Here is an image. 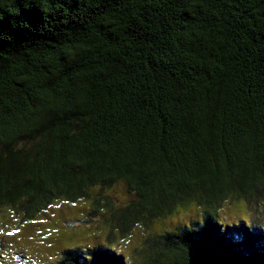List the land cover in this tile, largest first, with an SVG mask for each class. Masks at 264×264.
Wrapping results in <instances>:
<instances>
[{
	"label": "trees",
	"instance_id": "16d2710c",
	"mask_svg": "<svg viewBox=\"0 0 264 264\" xmlns=\"http://www.w3.org/2000/svg\"><path fill=\"white\" fill-rule=\"evenodd\" d=\"M117 184L126 207L91 197ZM90 198L106 242L43 264H129L115 233L192 200L145 264H264V0H0V219Z\"/></svg>",
	"mask_w": 264,
	"mask_h": 264
},
{
	"label": "rangeland",
	"instance_id": "374dc122",
	"mask_svg": "<svg viewBox=\"0 0 264 264\" xmlns=\"http://www.w3.org/2000/svg\"><path fill=\"white\" fill-rule=\"evenodd\" d=\"M90 194L91 197H101L102 202L109 200L115 209L126 207L134 196L127 192L123 184L104 191L94 188ZM92 199H83L76 203L57 200L30 224H18L19 215H13L6 210L0 219V240L4 241V246L0 249V264H43L44 261H51L53 254H60L65 246L106 242L110 226L103 220L108 214L101 210V215H92ZM226 199L219 208L220 216L226 217L224 221H237L242 218L246 210L243 199ZM204 209L205 206L196 200H192L188 207L178 205L172 214L155 220L149 227L136 226L123 237H120V232H116L117 243L113 242L115 244L112 246L118 244L121 247L129 264H145L138 250L146 238L175 229L181 224L188 225L193 219L200 218Z\"/></svg>",
	"mask_w": 264,
	"mask_h": 264
}]
</instances>
